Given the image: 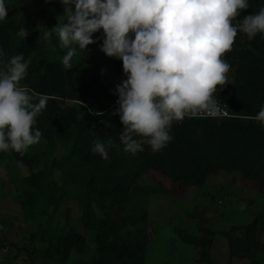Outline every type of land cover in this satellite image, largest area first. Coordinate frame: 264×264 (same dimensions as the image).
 Here are the masks:
<instances>
[{
    "label": "trees",
    "instance_id": "trees-1",
    "mask_svg": "<svg viewBox=\"0 0 264 264\" xmlns=\"http://www.w3.org/2000/svg\"><path fill=\"white\" fill-rule=\"evenodd\" d=\"M6 2L0 68L23 53L29 68L20 85L35 101L46 95L48 102L33 126L42 132L40 142L23 155L12 149L0 152V159L17 177L19 165L29 170L19 178L16 199L33 226L34 247L45 257L61 264H148L147 204L153 195L170 191L141 181L151 170L181 190L201 186L221 170L237 172L264 192V126L252 118L264 106V34L250 40L238 31L224 55L233 82L229 93L218 85L214 95L229 116L187 115L173 123V139L165 148L154 152L145 144L132 154L120 142L124 125L115 113L119 105L113 90L126 78L123 61L101 49L103 29L93 33L98 39L86 50L72 45L76 51L71 66H65L62 57L69 49L51 29L68 22L62 0ZM249 3L238 19L264 7V0ZM109 138L119 147L109 149L108 159L92 152L94 141ZM177 233L195 248L197 264H215L218 235L226 239L230 259L264 264V208L251 222L226 230L195 234L178 228Z\"/></svg>",
    "mask_w": 264,
    "mask_h": 264
},
{
    "label": "clouds",
    "instance_id": "clouds-1",
    "mask_svg": "<svg viewBox=\"0 0 264 264\" xmlns=\"http://www.w3.org/2000/svg\"><path fill=\"white\" fill-rule=\"evenodd\" d=\"M67 23L51 28L62 46L65 66L78 46L95 43L93 33L103 29L101 49L123 61L126 78L113 90L115 110L122 121L120 142L132 154L144 145L158 152L173 139V123L201 111L219 110L215 93L225 85L231 65L224 58L233 48L238 31L254 39L264 34V7L243 15L249 0H62ZM75 6L73 10L72 6ZM9 5L0 0V20L8 18ZM49 32L47 35H51ZM4 50L0 49V56ZM29 64L23 53L0 68V152L22 155L40 142L42 132L33 126L47 107L20 85ZM114 113V114H115ZM264 126V106L252 117ZM119 147L112 138L94 141L92 152L109 158Z\"/></svg>",
    "mask_w": 264,
    "mask_h": 264
},
{
    "label": "rangeland",
    "instance_id": "rangeland-1",
    "mask_svg": "<svg viewBox=\"0 0 264 264\" xmlns=\"http://www.w3.org/2000/svg\"><path fill=\"white\" fill-rule=\"evenodd\" d=\"M227 76L224 90L229 93L232 72ZM19 169L20 176L29 172L23 164ZM20 176H15L0 159V264H61L34 247L29 236L33 226L26 221L16 199ZM141 181L170 190L153 195L147 204L151 236L148 264H197L195 248L179 237L178 228L195 234L226 230L251 222L264 208V192L243 181L237 172L221 170L203 185L188 190L175 187L169 177L156 170L144 174ZM213 257L215 264H239L237 258L230 259L227 241L220 235L214 243Z\"/></svg>",
    "mask_w": 264,
    "mask_h": 264
},
{
    "label": "built area",
    "instance_id": "built-area-1",
    "mask_svg": "<svg viewBox=\"0 0 264 264\" xmlns=\"http://www.w3.org/2000/svg\"><path fill=\"white\" fill-rule=\"evenodd\" d=\"M219 110L216 112L215 115H210L207 112L201 111L197 113L198 115H207V116H229L230 112L226 106L223 104L218 103Z\"/></svg>",
    "mask_w": 264,
    "mask_h": 264
}]
</instances>
